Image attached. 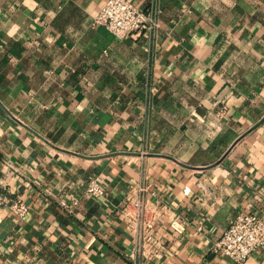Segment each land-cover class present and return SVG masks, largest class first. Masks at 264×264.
Instances as JSON below:
<instances>
[{
  "label": "crops",
  "instance_id": "obj_1",
  "mask_svg": "<svg viewBox=\"0 0 264 264\" xmlns=\"http://www.w3.org/2000/svg\"><path fill=\"white\" fill-rule=\"evenodd\" d=\"M107 1L0 0V196L31 206L0 208V264H133L138 186L160 242L140 261L238 264L213 246L264 218V0H132L158 27L122 39L92 25Z\"/></svg>",
  "mask_w": 264,
  "mask_h": 264
},
{
  "label": "built area",
  "instance_id": "obj_2",
  "mask_svg": "<svg viewBox=\"0 0 264 264\" xmlns=\"http://www.w3.org/2000/svg\"><path fill=\"white\" fill-rule=\"evenodd\" d=\"M158 14L155 7L142 9L132 0H108L101 12L94 17L92 25H102L122 39L144 32L153 33L158 27ZM147 190L146 187L138 186L134 195H128L122 209L127 226L136 233V243L130 255L133 264H146L139 258L152 259L159 254L160 242L151 234L156 220L154 207L144 199ZM87 192L95 197L106 196V188L96 176L90 178ZM62 206L67 207V204L62 202ZM3 207L20 219H25L31 208L22 196L8 195L0 196V208ZM171 226L178 232L183 230L182 224L177 220H173ZM213 251L230 257L238 264H244L255 251L264 252V218L254 213H239L215 242Z\"/></svg>",
  "mask_w": 264,
  "mask_h": 264
}]
</instances>
